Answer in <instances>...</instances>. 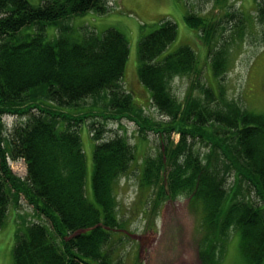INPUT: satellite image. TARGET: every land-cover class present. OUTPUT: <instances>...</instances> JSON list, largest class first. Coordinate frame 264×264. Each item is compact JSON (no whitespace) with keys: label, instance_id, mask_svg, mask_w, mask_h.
Instances as JSON below:
<instances>
[{"label":"trees","instance_id":"trees-1","mask_svg":"<svg viewBox=\"0 0 264 264\" xmlns=\"http://www.w3.org/2000/svg\"><path fill=\"white\" fill-rule=\"evenodd\" d=\"M255 1L257 19L264 24V0ZM108 10V0H0V230L10 207L15 211L21 206L22 196L33 210L15 212L14 263L119 264L110 240L124 224L117 185L137 154L125 134L105 138L104 133L108 120L131 118L143 137L150 130L163 137V148L144 157L140 176L141 185L153 191L151 209L187 193L194 203H202L208 227L220 225L225 235L231 229L240 235L245 264H264V114L226 97L222 79L228 70V41L221 38L213 45V22L200 21L193 11L186 14L187 23L209 39L213 80H192L182 102L172 92V81L177 74L200 71L195 51L182 45L162 58L178 35L170 18L141 37L139 80L150 90L151 105L169 118L153 122L127 86L126 34L113 26L102 33L89 26L78 29L69 21L88 11ZM49 24L57 26L54 38L46 30ZM9 115L15 117L12 127L5 119ZM85 123L97 141L94 200L86 186L87 157L80 134ZM176 130L181 139L175 144L171 134ZM211 133L222 137L213 139ZM198 134L210 154L204 156L188 142ZM227 153L242 161L223 168L219 162L221 156L230 159ZM12 161H21L25 172L15 171ZM231 174L234 181L229 184ZM218 241H203L215 260L225 255L229 240Z\"/></svg>","mask_w":264,"mask_h":264},{"label":"rangeland","instance_id":"rangeland-1","mask_svg":"<svg viewBox=\"0 0 264 264\" xmlns=\"http://www.w3.org/2000/svg\"><path fill=\"white\" fill-rule=\"evenodd\" d=\"M30 1L41 4L44 0ZM108 6L109 10L104 14L88 11L72 17L69 21L78 29L81 26H89L102 33L105 28L113 26L126 34L130 42L126 68L127 86L134 92L136 101L144 106V115L146 117L149 115L153 122L154 120L163 122L169 118L151 105L150 90L145 89L139 80L138 71L141 64L139 41L144 34L154 30L161 20L170 18L178 26L177 38L162 53V58L177 51L182 45H188L195 51L200 70L196 69L198 73L190 75L177 74L173 78L172 92L176 98L185 101L192 80L201 81L202 84H209L213 80L209 81L213 73L208 48L209 39L198 26L195 28L187 23L185 16L189 11L200 16V21L204 18L202 22H213L215 27V34L211 40L213 45L221 38L228 41V70L224 80L222 79L226 97L249 110L264 114V24L257 19L258 9L255 0H108ZM227 12L233 14L225 17ZM223 18L225 25H222ZM236 23L237 26L234 27ZM27 28L33 30L35 26ZM46 30L50 38L57 34L55 24H49ZM214 83L217 85L216 80ZM195 93L200 94V89H195ZM5 119L10 127L15 124L14 116L9 115ZM210 129L213 131V128ZM90 130L85 123L80 128V134L87 157V191L89 198L94 200L93 153L97 141ZM106 130L105 138L114 136L116 132L125 134L128 141L135 145L137 154L130 171L120 177L117 185L119 216L124 224L113 232L110 240L112 239L111 245L115 249L113 257L117 258L119 264H245L240 250V235L237 233L234 235L233 229L225 235L220 225L208 227L205 224L202 203H194L187 193H179L164 200L159 208L151 209L154 194L150 187L141 185L140 176L144 157L155 156L163 148L161 133L150 130L147 137H143L138 123L131 118L110 119L107 121ZM211 135L213 139L216 136L222 137L213 133ZM200 136L201 134L196 137L190 136L188 142L193 149L200 150L205 156L210 154V151L205 141L199 139ZM180 139L178 130L171 134V140L175 144ZM221 157L219 163L223 168L230 166L231 163L237 165V161H242L236 154L231 155L230 159L227 155ZM216 160L217 155H212V161ZM11 163L15 171L25 172L21 161ZM240 165L242 170L246 171L245 163L240 162ZM228 180L229 184L233 183L232 174L228 176ZM20 204L15 211H12V206L10 207L8 218L0 230V264H15L14 245L18 218L16 213L20 211L26 215L25 212L33 211L23 196ZM118 237L120 240L115 241ZM206 237L212 241L219 240L218 243L224 237L229 240L225 255L218 256L219 260L218 257L216 260L211 258V250L203 242ZM203 252H208V256H204Z\"/></svg>","mask_w":264,"mask_h":264}]
</instances>
